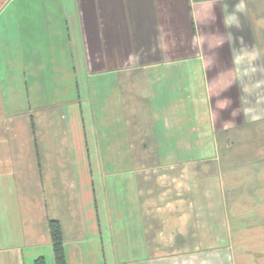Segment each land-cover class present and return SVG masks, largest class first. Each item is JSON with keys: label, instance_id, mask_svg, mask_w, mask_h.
Instances as JSON below:
<instances>
[{"label": "crops", "instance_id": "obj_1", "mask_svg": "<svg viewBox=\"0 0 264 264\" xmlns=\"http://www.w3.org/2000/svg\"><path fill=\"white\" fill-rule=\"evenodd\" d=\"M21 1L5 31L23 59L0 63L25 104L0 105V264H56L50 222L64 264H238L221 211L155 215L146 194L156 166L215 160L236 120L264 130V0Z\"/></svg>", "mask_w": 264, "mask_h": 264}, {"label": "rangeland", "instance_id": "obj_2", "mask_svg": "<svg viewBox=\"0 0 264 264\" xmlns=\"http://www.w3.org/2000/svg\"><path fill=\"white\" fill-rule=\"evenodd\" d=\"M21 3V0H12L0 12V30H3L0 32V63L9 61V71V68L15 71L18 63L20 65L24 52L21 47L24 44L20 32L13 36V42H9L8 36L12 34L6 32L9 27L5 24V15L10 10L22 9L18 8ZM50 18L52 19L46 14L45 21H50ZM9 19L8 17L7 20ZM1 68L3 67L0 65ZM18 79L16 76L10 78L0 73L2 107L6 108L10 103L16 109L25 108L24 101L21 100L22 90L19 91L17 84ZM248 115L253 118L251 122H261L263 118ZM248 115L246 122L250 121L247 120L250 118ZM235 123L234 127L226 128L220 135L216 144L215 160L173 169L156 166L157 176L164 177L156 182L151 193L146 196L150 204L157 207L155 215H197L213 218L221 211L222 218L229 222L227 227L230 228L232 237L229 244L231 251H235L239 257L238 264H255L251 260L261 258L264 246V130L260 129V124L253 127L241 123L239 119ZM149 164L152 166L155 162ZM131 165L134 167V162H110L108 167L116 171L122 168L131 169ZM146 166L143 162L140 168ZM201 179L205 180L203 190L197 183L194 185L196 180ZM74 194L73 201L81 200L82 203L85 194L80 193V187L77 188V197ZM78 206L77 217L81 214Z\"/></svg>", "mask_w": 264, "mask_h": 264}, {"label": "trees", "instance_id": "obj_3", "mask_svg": "<svg viewBox=\"0 0 264 264\" xmlns=\"http://www.w3.org/2000/svg\"><path fill=\"white\" fill-rule=\"evenodd\" d=\"M49 233H50L51 242L53 243V250H54L56 264H64L62 237H61L60 227L57 222L49 223Z\"/></svg>", "mask_w": 264, "mask_h": 264}]
</instances>
